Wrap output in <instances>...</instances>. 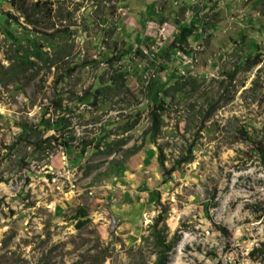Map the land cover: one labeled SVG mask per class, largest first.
Returning <instances> with one entry per match:
<instances>
[{"label":"rangeland","instance_id":"1","mask_svg":"<svg viewBox=\"0 0 264 264\" xmlns=\"http://www.w3.org/2000/svg\"><path fill=\"white\" fill-rule=\"evenodd\" d=\"M24 1L50 13L33 28L0 0V25L18 18H6L17 42L0 34V264H154L157 236L166 264H264V0ZM15 52L34 67L3 75ZM111 70L125 89L92 105ZM101 133L126 142L104 156ZM48 135L60 143L37 148ZM70 137L84 144L74 160Z\"/></svg>","mask_w":264,"mask_h":264},{"label":"trees","instance_id":"2","mask_svg":"<svg viewBox=\"0 0 264 264\" xmlns=\"http://www.w3.org/2000/svg\"><path fill=\"white\" fill-rule=\"evenodd\" d=\"M9 3L11 4V6L19 12L20 16H23L24 19V23L36 28L37 26H39L40 20L44 18V16L49 17V13L48 11H50V9L44 5L43 3H39V2H32V3H26L24 0H8ZM70 14V13H69ZM68 14V19L71 18V14ZM6 18H11L14 20H18L17 17L11 15L10 13H6L4 15V19H3V24L0 25V34H2L5 38L8 39H12V41H16V38L13 35V32L10 31L8 23H7V19ZM5 24V25H4ZM113 29H111L109 31V33L112 31ZM191 29L188 27L183 26L182 27V31H179L176 35V41L180 42L182 40H184L187 36V33L190 31ZM68 31L69 29H63V31L59 32V33H64V35L68 36ZM45 36H48L50 38H52L54 35L53 34H44ZM174 40H172V44H173ZM23 48V47H20ZM33 49H35V53L34 56L39 59V60H43V53H40V45L39 44H34L33 45ZM136 54L141 55L142 57H145V54H143L140 49H136ZM66 55H69V53H65V54H61L60 51H57V58L56 61H60L63 60L64 57H67ZM123 53H118L117 55H109L108 59L106 60L109 68H111L114 64L115 61L120 60L122 57ZM22 55H18L17 52H15V55L13 57H9L8 60L11 61V63L3 70L2 74H10L11 76H16L17 74L21 73V72H25L27 69L29 68H33L35 65V62H33L32 60L28 59L27 57H21ZM260 60L259 55L257 54L256 56H254V58L251 61H247L245 69L249 68L250 66L254 65L255 63H257ZM52 62V60H50ZM46 62V61H44ZM53 63V62H52ZM74 71V67H70L66 70V72L62 73V77L61 78H65L68 77L72 74V72ZM235 74V70L232 71L229 76L232 77ZM166 77L169 79V76L166 75ZM166 79V80H168ZM9 80V79H8ZM103 80V77H101V80ZM97 82L93 85V89L92 92L89 94L91 97V104L92 105H96V103L98 102L99 96L102 95H107V94H114V95H118L122 92L123 89H125V80H124V75L121 72H114V70H111V74L107 77V79L103 80L102 82ZM4 83H7V81H5ZM182 84L178 85L176 83V85L172 86V87H168L163 91V94L167 93L169 90H178V88H181ZM156 90V89H155ZM81 100V99H80ZM155 100L156 97L155 95H152L150 103H149V116H150V126H149V131L151 132V137H150V142L154 143L155 142V138L156 135L158 133V126H159V115L157 114V111H159L160 109H162V106L160 104L155 105ZM55 108L56 109H60V103L55 104ZM68 119H64L63 117H61L59 119V121H56L55 125L56 126H60V128H64L68 126ZM47 124V123H46ZM135 124V120L126 124V126L121 128V131H123V133L128 132L129 130L132 129V126ZM46 127V126H45ZM27 126L23 125L22 126V135L25 134V132L27 131ZM34 132H36V129H33ZM97 141H95L96 144H94V148L96 150V152H98V148L101 147V151H99V153H101L104 156H108L111 155V153H113L115 151V148H119L122 147V145L125 144L126 142V138H120V139H114V140H110L106 134H99L95 137ZM70 140L72 141V137H70L67 141L62 140V144L63 146L67 149H69V157L70 160H74L75 158H77L78 156H80L81 150H83V146L84 144L81 142V144L79 143V147H72V145L70 144ZM52 141H55L58 143H60L58 137H55L53 135H48L46 138L44 139H39L37 143H35L37 148H41L42 144L47 142L50 143ZM93 139H90L88 141V143L93 142ZM82 148V149H81ZM190 153V151H189ZM262 153V152H261ZM160 163L162 164V157L158 156ZM190 157L186 156L184 158H182V161H189ZM120 166H117V169H119ZM174 168V167H173ZM79 214L81 217H85L86 216V211L83 208H79ZM163 221V217L162 215H159L156 220H155V224H158L160 222ZM84 222H82L81 220L78 221V225L80 226L82 225ZM164 237H160L157 236L156 237V243L158 244V246L160 247V251L157 254L156 257V261L154 264H166L168 261V251L171 249V243L170 244H166L164 241Z\"/></svg>","mask_w":264,"mask_h":264},{"label":"water","instance_id":"3","mask_svg":"<svg viewBox=\"0 0 264 264\" xmlns=\"http://www.w3.org/2000/svg\"><path fill=\"white\" fill-rule=\"evenodd\" d=\"M114 226H115V225H112V228H111L110 232H112V231H113V228H114Z\"/></svg>","mask_w":264,"mask_h":264}]
</instances>
